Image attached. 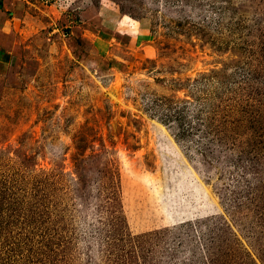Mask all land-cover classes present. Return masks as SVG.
Masks as SVG:
<instances>
[{
	"label": "rangeland",
	"instance_id": "rangeland-1",
	"mask_svg": "<svg viewBox=\"0 0 264 264\" xmlns=\"http://www.w3.org/2000/svg\"><path fill=\"white\" fill-rule=\"evenodd\" d=\"M30 2L1 47L0 264H264V0Z\"/></svg>",
	"mask_w": 264,
	"mask_h": 264
},
{
	"label": "crops",
	"instance_id": "crops-1",
	"mask_svg": "<svg viewBox=\"0 0 264 264\" xmlns=\"http://www.w3.org/2000/svg\"><path fill=\"white\" fill-rule=\"evenodd\" d=\"M26 3L31 2L30 0H0V56L5 55L1 47L5 46L6 38L12 34L15 26L20 24ZM102 37L98 36L102 43H110L111 36Z\"/></svg>",
	"mask_w": 264,
	"mask_h": 264
},
{
	"label": "bare ground",
	"instance_id": "bare-ground-1",
	"mask_svg": "<svg viewBox=\"0 0 264 264\" xmlns=\"http://www.w3.org/2000/svg\"><path fill=\"white\" fill-rule=\"evenodd\" d=\"M205 207H206V206H205ZM190 211H191V210H190ZM204 213H205V212H204ZM197 215H198V214H197ZM174 219H175V218H171V217H170V220H169V221L173 223V222H174V221H173ZM186 219H191V217H189V216H188V217L179 216V218H178L177 221H178V222H182V221H185Z\"/></svg>",
	"mask_w": 264,
	"mask_h": 264
}]
</instances>
